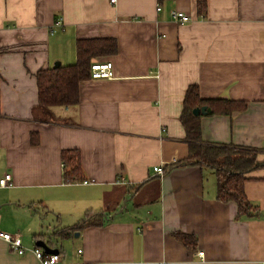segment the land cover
Masks as SVG:
<instances>
[{
	"label": "crops",
	"instance_id": "obj_1",
	"mask_svg": "<svg viewBox=\"0 0 264 264\" xmlns=\"http://www.w3.org/2000/svg\"><path fill=\"white\" fill-rule=\"evenodd\" d=\"M173 9L191 20L173 21ZM98 37L116 40L94 59L114 77L81 81L76 104L40 109L35 72L73 63L76 40ZM190 85L200 98L243 102L199 114L200 142L264 161V0H0V178L10 176L0 230L24 248L0 238V264H38L42 238L58 248L56 264H264V166L244 181L254 211L238 215L216 198L213 168L174 165L188 156ZM64 149L78 150L83 181H63Z\"/></svg>",
	"mask_w": 264,
	"mask_h": 264
},
{
	"label": "trees",
	"instance_id": "obj_2",
	"mask_svg": "<svg viewBox=\"0 0 264 264\" xmlns=\"http://www.w3.org/2000/svg\"><path fill=\"white\" fill-rule=\"evenodd\" d=\"M199 10L204 8L203 2L198 3ZM76 60L67 65L60 64L56 68L44 67L35 72L37 85V106L49 113L52 106L73 105L78 101L79 83L90 78V64L100 56H108L117 49L116 40L112 37L80 38L76 40ZM206 105L211 113L228 114L241 109L243 102L225 98H200L197 87L190 85L184 95L180 121L185 129L188 145V156L174 165L198 164L215 170L216 198L222 202L234 201L238 206V215L251 214L254 208L244 192L246 174L264 166L258 159L256 149L236 147L233 145H215L202 143L199 140L200 124L198 117L192 113L196 106ZM31 143H36V133L30 134ZM63 163V181L79 182L84 177L77 149H64L61 152ZM89 225L87 217L71 227L59 230L64 237L73 229ZM186 244H193L190 234H178Z\"/></svg>",
	"mask_w": 264,
	"mask_h": 264
},
{
	"label": "built area",
	"instance_id": "obj_3",
	"mask_svg": "<svg viewBox=\"0 0 264 264\" xmlns=\"http://www.w3.org/2000/svg\"><path fill=\"white\" fill-rule=\"evenodd\" d=\"M115 1V0H112ZM157 10L160 9V6L156 7ZM170 17L173 21L179 23L189 22L191 17L179 10H171ZM56 26L61 25V20L58 19L55 21ZM53 31V30H52ZM90 77L91 78H112L114 77L112 71V63L110 61H93L90 64ZM154 170L161 173L162 171L158 167H154ZM10 176L9 174H4L2 178H0V185L7 186L8 180ZM0 238L4 239L9 243L12 249H14L17 253L21 254L24 251V248L21 245V239L18 234H11L9 232H4L0 230ZM81 250L78 249V252ZM33 254L38 261V264H56L60 260V254L56 253H45L40 247L33 248ZM198 255H202V251H198Z\"/></svg>",
	"mask_w": 264,
	"mask_h": 264
},
{
	"label": "water",
	"instance_id": "obj_4",
	"mask_svg": "<svg viewBox=\"0 0 264 264\" xmlns=\"http://www.w3.org/2000/svg\"><path fill=\"white\" fill-rule=\"evenodd\" d=\"M59 65H60V63L58 61H56V62H54L52 67L56 68ZM208 112H210V108H208L206 105L196 106L192 109V113L195 116H198L199 114H206ZM47 238H49V239L55 238V234H54L53 230L47 234ZM35 245L40 247L45 253H56V252H58V248L52 247L51 245H49V243H47L44 238L36 240Z\"/></svg>",
	"mask_w": 264,
	"mask_h": 264
},
{
	"label": "rangeland",
	"instance_id": "obj_5",
	"mask_svg": "<svg viewBox=\"0 0 264 264\" xmlns=\"http://www.w3.org/2000/svg\"><path fill=\"white\" fill-rule=\"evenodd\" d=\"M48 228V227H47ZM49 229V228H48ZM48 232L50 233L51 231L50 230H48Z\"/></svg>",
	"mask_w": 264,
	"mask_h": 264
}]
</instances>
